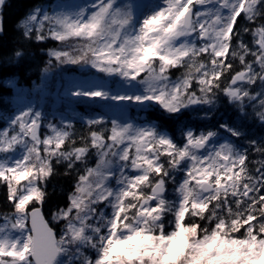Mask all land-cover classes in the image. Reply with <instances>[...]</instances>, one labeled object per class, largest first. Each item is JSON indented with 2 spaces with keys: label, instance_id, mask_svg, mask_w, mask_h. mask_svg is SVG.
Wrapping results in <instances>:
<instances>
[{
  "label": "snow or ice",
  "instance_id": "6c2138e0",
  "mask_svg": "<svg viewBox=\"0 0 264 264\" xmlns=\"http://www.w3.org/2000/svg\"><path fill=\"white\" fill-rule=\"evenodd\" d=\"M18 7L0 264H264V0Z\"/></svg>",
  "mask_w": 264,
  "mask_h": 264
},
{
  "label": "trees",
  "instance_id": "16d2710c",
  "mask_svg": "<svg viewBox=\"0 0 264 264\" xmlns=\"http://www.w3.org/2000/svg\"><path fill=\"white\" fill-rule=\"evenodd\" d=\"M33 0H13L14 6L10 11L5 14V28L8 35L4 38V41H0V44L9 42L11 37L14 35L13 32V22L16 20L17 15L22 9L18 5H27L32 3ZM36 3H50L51 0H35ZM55 42H49L48 46H54ZM10 46V45H9ZM4 49L0 48V57H2ZM35 51V49L33 50ZM37 60L32 64L21 65L16 67L15 65H5L0 60V108L7 105V99L12 96V88L6 85L8 80L16 79L19 85H24L30 87L33 81H37V71L36 65L42 66V61L45 57L41 56L38 51H36ZM69 69H74L75 66H66ZM78 71L71 70L64 73L65 76L78 75ZM80 75V74H79ZM59 78H57L58 80ZM78 111L83 110V106L78 107ZM79 129V124L77 125ZM68 181L60 176L53 177L52 184L49 185L50 189L55 186L59 190L60 186H67Z\"/></svg>",
  "mask_w": 264,
  "mask_h": 264
},
{
  "label": "rangeland",
  "instance_id": "374dc122",
  "mask_svg": "<svg viewBox=\"0 0 264 264\" xmlns=\"http://www.w3.org/2000/svg\"><path fill=\"white\" fill-rule=\"evenodd\" d=\"M15 82V81H14ZM16 83V82H15ZM10 85V84H9ZM11 86V85H10ZM17 87H22V86H19V85H17ZM25 88V87H24ZM14 89V88H13ZM14 97H15V89H14V96L11 98V100H10V107L12 106V104L14 103Z\"/></svg>",
  "mask_w": 264,
  "mask_h": 264
}]
</instances>
